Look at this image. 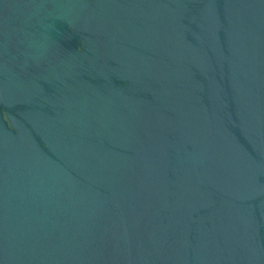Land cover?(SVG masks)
<instances>
[{"label":"water","instance_id":"obj_1","mask_svg":"<svg viewBox=\"0 0 264 264\" xmlns=\"http://www.w3.org/2000/svg\"><path fill=\"white\" fill-rule=\"evenodd\" d=\"M0 264H264V0H0Z\"/></svg>","mask_w":264,"mask_h":264}]
</instances>
